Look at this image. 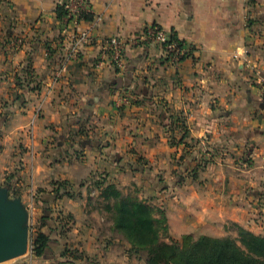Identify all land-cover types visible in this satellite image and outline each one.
<instances>
[{"label":"crops","instance_id":"obj_1","mask_svg":"<svg viewBox=\"0 0 264 264\" xmlns=\"http://www.w3.org/2000/svg\"><path fill=\"white\" fill-rule=\"evenodd\" d=\"M69 1L0 0V183L58 212L47 255L25 264H145L113 228L108 182L138 181L172 240L227 221L264 236V0H77L92 20L57 18ZM150 26L188 57L165 61ZM79 31L92 41L74 57ZM110 37L126 43L120 70Z\"/></svg>","mask_w":264,"mask_h":264},{"label":"trees","instance_id":"obj_2","mask_svg":"<svg viewBox=\"0 0 264 264\" xmlns=\"http://www.w3.org/2000/svg\"><path fill=\"white\" fill-rule=\"evenodd\" d=\"M55 13L57 18H63L66 10L57 6ZM78 18L90 21L92 15L82 13ZM110 189L113 190L111 193ZM102 193L105 196L110 194L115 199L112 207L114 230L127 240L131 253L137 256L140 251L146 253L145 264H264L263 235L254 234L233 223L237 231L236 239L201 236L192 241L190 236L186 235L182 238L183 244L179 245L168 234L163 211L156 210L162 216L161 221L155 218L158 215L143 202L128 201L112 186L105 187ZM164 238L168 239V242L164 241ZM31 244L34 257L45 256L48 247V237L45 233L38 232Z\"/></svg>","mask_w":264,"mask_h":264},{"label":"built area","instance_id":"obj_3","mask_svg":"<svg viewBox=\"0 0 264 264\" xmlns=\"http://www.w3.org/2000/svg\"><path fill=\"white\" fill-rule=\"evenodd\" d=\"M62 6L66 10V17H79L80 14H85L86 12L83 3L77 0H71ZM147 36L151 41L157 43L161 47L164 60L173 66L180 63L188 55L189 49L187 45L175 37L171 32H167L157 26H150L147 30ZM72 41L74 42L72 55L75 57L79 52L78 47L82 44L90 43L92 41V36L88 31H79L73 34ZM101 48L104 53L110 56L111 61L117 70L123 68V57L126 48L124 40L117 37L107 38L102 41ZM254 74L257 83L264 87V75H262L259 69H256ZM29 212L32 211L29 210ZM25 255H29L30 259L33 257L29 244H27Z\"/></svg>","mask_w":264,"mask_h":264},{"label":"rangeland","instance_id":"obj_4","mask_svg":"<svg viewBox=\"0 0 264 264\" xmlns=\"http://www.w3.org/2000/svg\"><path fill=\"white\" fill-rule=\"evenodd\" d=\"M188 57V55L186 56V58ZM185 59V58H184ZM183 59V60H184ZM166 61V60H165ZM82 130H80L79 132V134H81V133H83V132H81ZM75 134V133H74ZM74 134H72L71 136H70V140H74V139H72L71 137H73L74 136ZM77 136V135H76ZM4 148L3 147H1L0 146V154H2V150H3ZM181 159H183L182 158V156H181ZM140 163H142V162H140ZM182 163H184V162H182ZM205 163L202 161V162H197L196 163V165H194V166H198L197 168H198V171H202L203 170V168L206 166V165H204ZM141 165H143V164H141ZM192 167H194L193 165H191ZM5 173H8V172H5ZM9 174V173H8ZM1 175H2V172L0 171V181H1ZM12 175V174H11ZM6 179V178H5ZM6 181V180H5ZM7 182V181H6ZM138 181H131V183L130 184H126L125 185V187H127V189H128V191L130 192H128L127 194H123L122 193V189L119 187L118 188V184H111V183H107L106 185H104V187L102 188V190L101 191H103V189H105V187H109V186H112L113 188H115V189H117V191H119L121 194H122V196L124 197V198H126L128 201H140V202H143L147 207H149V209H151V210H153L154 212V214H156V215H158V217H155L156 219H159V220H161L162 221V216H160L158 213H157V211L156 210H161L160 208H155V207H153V206H151L150 205V203H149V201H147L146 199H148L149 197L148 196H144V194L142 193V191L139 189L140 188V186H138ZM102 184H104V183H102ZM4 185H8V183H4ZM4 185H2L1 183H0V186H4ZM10 186V185H9ZM121 189V190H120ZM110 191V193H111V191H113L112 189H110L109 190ZM10 192H11V186H10ZM102 193V192H101ZM18 194L19 195H21L22 193L21 192H19L18 191ZM19 195H17L16 193L15 194H10V197L11 198H14V197H19ZM100 198H103V201H104V203H106L105 205H106V208H107V210H108V212H109V217L112 219V213H113V210H112V207H113V204H114V202H115V199H113V196H111L110 194H106V196L102 193L101 195H100ZM97 204H99V202H97ZM27 210H29V209H27ZM161 211H163V210H161ZM57 211L56 210H50V209H48V211H35L34 213L33 212H28V219H27V228H28V244L30 245V247H31V250H32V241H33V239L35 238V236L37 235V233L38 232H43L44 230H43V225H44V222L47 220V219H53V217L54 216H57ZM52 214H53V217H52ZM29 216H30V218H29ZM58 217V216H57ZM28 220H29V222H28ZM236 224V223H235ZM238 225V224H237ZM241 227V226H240ZM243 228V227H242ZM62 231V230H61ZM117 232V231H116ZM223 235H221V236H207V237H211V238H220V237H232V238H234V239H236L237 238V231H236V227H234V224H233V222H226L224 225H223ZM161 234H162V232H160ZM169 234V233H168ZM170 236V235H169ZM188 236H190V238H191V240L192 241H195L196 239H198L199 237H201L200 235H197V236H193V235H188ZM202 236H204V235H202ZM164 241H167L168 242V239H165L164 238ZM173 241H175V240H173ZM175 242H177L179 245H182L183 244V242L182 241H175ZM134 256H136V257H140V258H142V260H144V262H145V259H146V253L145 252H143V251H140V255L139 256H137V255H135L134 253H132ZM47 255V254H46ZM30 256L29 255H23V256H20V257H17V258H14V259H12V260H9V261H6V262H3L4 264L6 263V264H25L26 262H30V258H29ZM34 258H36L37 260H39V261H41L39 258H37V257H34Z\"/></svg>","mask_w":264,"mask_h":264},{"label":"water","instance_id":"obj_5","mask_svg":"<svg viewBox=\"0 0 264 264\" xmlns=\"http://www.w3.org/2000/svg\"><path fill=\"white\" fill-rule=\"evenodd\" d=\"M10 186H0V263L23 256L28 244V213L20 197H10Z\"/></svg>","mask_w":264,"mask_h":264}]
</instances>
